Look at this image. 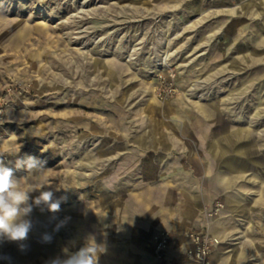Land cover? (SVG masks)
Here are the masks:
<instances>
[{
	"label": "rangeland",
	"instance_id": "374dc122",
	"mask_svg": "<svg viewBox=\"0 0 264 264\" xmlns=\"http://www.w3.org/2000/svg\"><path fill=\"white\" fill-rule=\"evenodd\" d=\"M107 68L112 103L124 112L151 98L184 102L203 150L226 146L222 156H206L228 185L202 215L209 223L222 208L217 197H232L224 242L235 264H264V0H0V157L10 166L26 155L46 160L33 186L43 183L54 200L57 172L72 165L75 107L92 89L89 79L96 88L108 80ZM231 160L243 167L230 169Z\"/></svg>",
	"mask_w": 264,
	"mask_h": 264
},
{
	"label": "crops",
	"instance_id": "0c3cea01",
	"mask_svg": "<svg viewBox=\"0 0 264 264\" xmlns=\"http://www.w3.org/2000/svg\"><path fill=\"white\" fill-rule=\"evenodd\" d=\"M241 6L251 7L249 1ZM103 73L108 80L96 88L89 79L92 89L75 107L70 148L66 147L71 168L56 174L57 195L66 197L67 208L64 199L56 213L45 205L33 206L28 239L0 241V264H50L56 258L67 259L90 240L102 246L97 264H164L153 254L152 236L160 230L172 236L168 257L184 264L183 250L190 244L184 233L203 226L220 241L211 264H235L237 253L224 242L231 233L228 210L233 198L217 197L223 200L221 212L209 223L202 215L203 205L228 185L206 156L209 150L222 156L226 146L213 141L203 150L205 139L189 126L187 103L151 98L124 112L121 102L112 103V70ZM84 108L87 116L80 114ZM114 110L119 113L113 115ZM41 128L31 132L39 134ZM241 147L236 145L237 154ZM228 166L240 169L243 163L231 160ZM39 178L20 179L27 189ZM34 197L30 193L29 203Z\"/></svg>",
	"mask_w": 264,
	"mask_h": 264
},
{
	"label": "clouds",
	"instance_id": "9594fccd",
	"mask_svg": "<svg viewBox=\"0 0 264 264\" xmlns=\"http://www.w3.org/2000/svg\"><path fill=\"white\" fill-rule=\"evenodd\" d=\"M46 163V160L26 155L10 166L0 157V241L20 243L28 239L33 228V222L28 219L33 206L45 205L52 213L60 211L61 200L53 199V191L42 190L45 188L43 183L25 189L21 179L15 175L16 171L23 170L28 175L40 176L46 170ZM35 191H39V195L31 198L29 203L30 193ZM44 239L48 241L50 237L45 236ZM101 247L90 240L78 252L68 255L67 259L56 258L50 264H97Z\"/></svg>",
	"mask_w": 264,
	"mask_h": 264
},
{
	"label": "built area",
	"instance_id": "2783aa9c",
	"mask_svg": "<svg viewBox=\"0 0 264 264\" xmlns=\"http://www.w3.org/2000/svg\"><path fill=\"white\" fill-rule=\"evenodd\" d=\"M221 204L216 202L214 207L206 211L207 217L217 214ZM184 237L190 244L184 248V264H211V255L214 247L218 244L217 238L213 237L205 226L198 230L184 233ZM172 236L167 230H160L152 236L153 254L164 264H183L182 262L168 257Z\"/></svg>",
	"mask_w": 264,
	"mask_h": 264
},
{
	"label": "trees",
	"instance_id": "16d2710c",
	"mask_svg": "<svg viewBox=\"0 0 264 264\" xmlns=\"http://www.w3.org/2000/svg\"><path fill=\"white\" fill-rule=\"evenodd\" d=\"M25 150H26V146L25 145L21 146V151H25Z\"/></svg>",
	"mask_w": 264,
	"mask_h": 264
},
{
	"label": "bare ground",
	"instance_id": "6f19581e",
	"mask_svg": "<svg viewBox=\"0 0 264 264\" xmlns=\"http://www.w3.org/2000/svg\"><path fill=\"white\" fill-rule=\"evenodd\" d=\"M241 148H242V147H241ZM241 148H240V149H241ZM220 212H221V209L219 210V213H218V215L220 214Z\"/></svg>",
	"mask_w": 264,
	"mask_h": 264
}]
</instances>
